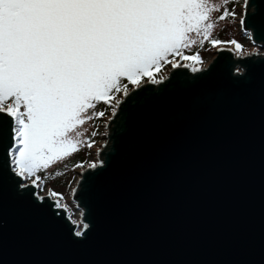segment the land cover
<instances>
[{
	"label": "water",
	"instance_id": "water-1",
	"mask_svg": "<svg viewBox=\"0 0 264 264\" xmlns=\"http://www.w3.org/2000/svg\"><path fill=\"white\" fill-rule=\"evenodd\" d=\"M242 13L260 53L121 95L71 192L82 237L0 148V264H264V0Z\"/></svg>",
	"mask_w": 264,
	"mask_h": 264
},
{
	"label": "snow or ice",
	"instance_id": "snow-or-ice-1",
	"mask_svg": "<svg viewBox=\"0 0 264 264\" xmlns=\"http://www.w3.org/2000/svg\"><path fill=\"white\" fill-rule=\"evenodd\" d=\"M230 2L236 0H0V148L13 176H35L32 185L40 187L48 177L38 172L83 143L92 146L81 140L87 131L81 129L104 116L95 111L101 101L111 104L116 93L127 97L145 82L159 83L153 70L165 63L189 66L175 57L199 62L205 41L234 45L241 58L255 55L234 39L211 38L217 20H235V9L227 8L213 19ZM248 3L243 0L245 8ZM239 23L247 24L245 14ZM194 45L197 51L185 55Z\"/></svg>",
	"mask_w": 264,
	"mask_h": 264
},
{
	"label": "rangeland",
	"instance_id": "rangeland-1",
	"mask_svg": "<svg viewBox=\"0 0 264 264\" xmlns=\"http://www.w3.org/2000/svg\"><path fill=\"white\" fill-rule=\"evenodd\" d=\"M214 2H218V0H214ZM242 4H243V0H236L235 3L230 2L227 5H223L220 11L214 12L212 14L213 19L215 20L216 17H218L219 15L223 13L224 8H227L228 10L235 9V12L237 11L235 20H233L232 17H227L225 20L216 21V27L212 31V36H211L212 39H219L221 41H227L230 38L240 39L241 30H240L239 18L241 16ZM221 46L231 48L234 50L233 45L231 44H222V45H217L216 47H212V45H210L208 41H205L203 47L199 48V54L201 57V60L199 62L183 61L180 59V57H175V60L179 61V63H188L193 68H195L196 66L203 67V66H206L210 62V60L213 58L215 49ZM197 47H198L197 45H194L190 50H185V52L194 54L197 51ZM244 47L245 48L243 50L249 53L253 52L254 50L256 53H260L262 51V50H259L258 47L253 46L250 43L249 39L248 41L244 40ZM185 55H189V54H185ZM170 67H171L170 63L163 64L162 69L159 71L157 76L154 78L159 80L165 77ZM122 94L123 93H121L120 95ZM116 99H119V94L117 93L113 97L111 104L114 105ZM101 110H103L104 113H106L105 112L106 108L103 105H98L97 108L95 109V111L97 112ZM109 114L106 113L104 114V116L94 117L93 120L88 121L85 125L82 126L81 130L87 129V131L84 132V136L81 138V140L82 141H92L93 143L90 148L87 147L86 143H83L78 152H75L72 155L67 156L63 161L54 163L50 165L49 168L43 169L37 173V175L39 176L40 174L42 178L48 177L47 179H45L47 183L44 184L42 182L41 186L38 187L39 195L45 194L48 190H51V192L59 190L61 193V197H57V198H59L61 201L67 202L68 204L72 205L73 201L71 199V192L79 176L78 171L81 170L87 164H89L91 161H93L94 152L99 147L101 141L103 140V136L105 133V125L107 123V118ZM92 132H96V135L92 136L91 135ZM81 160H84V161L81 163ZM76 165H79V166H76ZM61 170H64V175H65L64 182L65 183L63 186L57 187L56 186L57 184L55 181L56 176L50 177L48 175L53 171L61 172ZM33 178L35 179V176ZM30 179L27 181H30ZM37 183L40 184L41 182L38 181Z\"/></svg>",
	"mask_w": 264,
	"mask_h": 264
},
{
	"label": "built area",
	"instance_id": "built-area-1",
	"mask_svg": "<svg viewBox=\"0 0 264 264\" xmlns=\"http://www.w3.org/2000/svg\"><path fill=\"white\" fill-rule=\"evenodd\" d=\"M242 9H243V4H242ZM242 11V10H241ZM183 63H181V65H182ZM188 64V63H187ZM204 67V66H203ZM189 68L191 69V68H193V67H191L190 65H189ZM196 69H200V68H202V67H198V66H196L195 67ZM121 98V96H119V99ZM115 105V104H114ZM113 110V109H112ZM105 134L106 133H104V136H103V140L101 141V143L100 144H103V142H104V139H105ZM98 148H100V145H99V147ZM98 148L95 150V152H94V159H93V161H91L89 164H87L86 166H88V165H90V166H92L93 164H96L97 162H98V158H97V150H98ZM84 168V167H83ZM34 179V178H33ZM32 178L30 179V181H28V182H32V180H33ZM45 194H48V195H50L51 197H53L54 199H55V201L57 202V205L59 204L61 207H63V205H67L68 206V208L69 209H71V211H66V213H67V216L69 217V219L71 220V221H76V225H78V228L75 230V231H77V230H82V228H83V223L81 222V216H80V211L78 210V209H76L75 208V204H74V202L72 203V205L71 204H68L67 202H64V201H61L59 198H57V197H55V196H52L51 194H50V191L48 190ZM64 208V207H63ZM74 214H75V216H74Z\"/></svg>",
	"mask_w": 264,
	"mask_h": 264
},
{
	"label": "trees",
	"instance_id": "trees-1",
	"mask_svg": "<svg viewBox=\"0 0 264 264\" xmlns=\"http://www.w3.org/2000/svg\"><path fill=\"white\" fill-rule=\"evenodd\" d=\"M237 12V11H236ZM248 33L247 32H243V31H241L240 32V39H236V38H234V40H236L238 43H240L241 45H243V49L245 48L244 47V40H247L248 41ZM229 40H233V38L231 39H229ZM229 40H227V41H229ZM210 44V43H209ZM211 45V44H210ZM233 48H234V51H235V47H234V45H233ZM185 54H189V55H192V54H190L189 52H185ZM163 66V65H162ZM162 66L160 67V69H159V71L162 69ZM154 71V77H156L157 76V74L159 73V71H155V70H153ZM117 94H119V96H121L120 94L121 93H117ZM99 105H103L105 108H106V113H108L109 114V112L113 109V107H114V105L113 104H104L102 101H101V103L99 104ZM105 113V114H106ZM84 160H81V163L83 162ZM61 172H63L62 173V175H55V173H56V171H53V172H51L48 176H50V177H52V176H56V186L57 187H61V186H63L64 185V181H65V175H64V170H61ZM39 176L40 177H42L40 174H39ZM60 181V182H59ZM43 183L44 184H46L47 183V181L44 179L43 180ZM55 185V184H54ZM53 192H55V193H58L59 195L57 196V197H61V193H60V191L59 190H56V191H53ZM53 196V195H52Z\"/></svg>",
	"mask_w": 264,
	"mask_h": 264
},
{
	"label": "bare ground",
	"instance_id": "bare-ground-1",
	"mask_svg": "<svg viewBox=\"0 0 264 264\" xmlns=\"http://www.w3.org/2000/svg\"><path fill=\"white\" fill-rule=\"evenodd\" d=\"M183 64H185V63H183ZM183 64H182V65H183ZM188 65H189V64H188ZM188 68H189V66H188ZM192 69H193V68H191V70H192ZM110 112H111V111H110ZM109 115H110V114H109ZM108 117H109V116H108ZM106 124H107V123H106ZM106 132H107V128H106V125H105V133H106ZM105 135H106V134H105ZM104 142H105V139H104ZM104 142H103V143H104ZM97 143H98V142H97ZM101 145H102V144H100V148H98L97 151L101 150V148H102ZM55 197H57V196H55Z\"/></svg>",
	"mask_w": 264,
	"mask_h": 264
}]
</instances>
